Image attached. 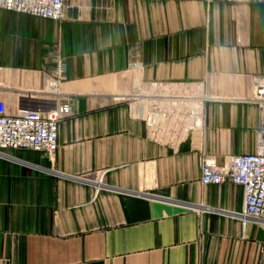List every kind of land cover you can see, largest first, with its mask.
Instances as JSON below:
<instances>
[{"label":"crops","instance_id":"0c3cea01","mask_svg":"<svg viewBox=\"0 0 264 264\" xmlns=\"http://www.w3.org/2000/svg\"><path fill=\"white\" fill-rule=\"evenodd\" d=\"M64 3L61 20L0 7V110L46 97L61 60L72 106L55 154H0V264H264L243 186L201 179L203 154L256 148L264 0ZM155 81L202 96V126L153 136L122 96Z\"/></svg>","mask_w":264,"mask_h":264},{"label":"built area","instance_id":"2783aa9c","mask_svg":"<svg viewBox=\"0 0 264 264\" xmlns=\"http://www.w3.org/2000/svg\"><path fill=\"white\" fill-rule=\"evenodd\" d=\"M64 0H0V7L27 12L40 17L61 20ZM137 65L135 62L131 66ZM66 62L61 60L58 69L46 84V97L35 105H24L16 113L0 110V154L7 148H32L50 155L59 148L60 121L72 113L68 101L57 97L61 80L65 77ZM163 82L138 83L122 96L129 101L130 112L144 117L153 136H187L190 129L202 126L205 109L203 97L198 96L190 109V92L172 90L166 93ZM152 87L153 91L146 89ZM252 99L257 101L262 112L261 124L257 129L256 148L241 154L230 155L223 164L212 154L201 158L204 184L231 181L244 188L245 206L242 216L252 215L264 222V77L255 86ZM168 103L169 108L164 107ZM171 122L165 124V118ZM105 171L100 172L94 182L96 191L106 185Z\"/></svg>","mask_w":264,"mask_h":264}]
</instances>
